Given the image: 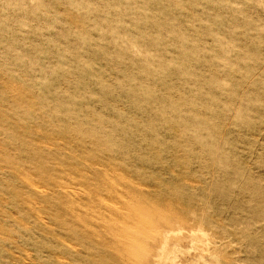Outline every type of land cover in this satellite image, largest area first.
<instances>
[{
    "label": "rangeland",
    "instance_id": "1",
    "mask_svg": "<svg viewBox=\"0 0 264 264\" xmlns=\"http://www.w3.org/2000/svg\"><path fill=\"white\" fill-rule=\"evenodd\" d=\"M0 264H264V0H0Z\"/></svg>",
    "mask_w": 264,
    "mask_h": 264
}]
</instances>
